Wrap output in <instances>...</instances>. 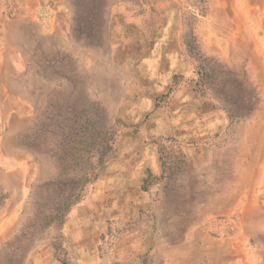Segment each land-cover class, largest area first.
Listing matches in <instances>:
<instances>
[{"label":"rangeland","instance_id":"rangeland-1","mask_svg":"<svg viewBox=\"0 0 264 264\" xmlns=\"http://www.w3.org/2000/svg\"><path fill=\"white\" fill-rule=\"evenodd\" d=\"M259 168L264 0H0V264H79L98 189L91 264H264Z\"/></svg>","mask_w":264,"mask_h":264},{"label":"crops","instance_id":"crops-1","mask_svg":"<svg viewBox=\"0 0 264 264\" xmlns=\"http://www.w3.org/2000/svg\"><path fill=\"white\" fill-rule=\"evenodd\" d=\"M20 4L28 8V0H20ZM184 116V111H176L175 121L178 123L176 124V129H188L185 125H183L184 119L182 117ZM193 116L196 117V115L192 113V117ZM146 166H152L154 171L157 169L155 163H153L151 166ZM12 180L13 176L10 173L0 172V181L2 184L10 187L13 184ZM100 195L105 197L107 194L105 190L98 189L97 191H90L85 199L78 203V205L72 209V211H70L68 221L64 224V231H67L69 238L78 242V244H82L81 242H83V245H79L77 254L79 264H91V260L93 261L94 252L91 249V246H88L87 243L91 244L92 238L96 233V224L99 223L98 218H101V213H103L101 212L99 214V212H96L95 210L94 212L92 211V208H94L96 205L94 201H96ZM113 208L114 206H111L105 211H113ZM195 234V231L192 233L190 232V235H188V242L195 241L197 244H199V240L203 237V233H199L200 236Z\"/></svg>","mask_w":264,"mask_h":264},{"label":"bare ground","instance_id":"bare-ground-1","mask_svg":"<svg viewBox=\"0 0 264 264\" xmlns=\"http://www.w3.org/2000/svg\"><path fill=\"white\" fill-rule=\"evenodd\" d=\"M251 175V177H250V179H251V181H256V182H260L259 184H261V185H263L264 186V172H263V170H261L260 168H259V170H256V171H254L253 172V174H250ZM259 184H257V185H259ZM253 186V185H252ZM253 188V187H252ZM252 195V194H251ZM250 195V196H251ZM249 196V197H250ZM249 214L250 215H252V217H255V213H250L249 212ZM241 216V215H240ZM214 242V241H213ZM215 243V242H214ZM236 245V244H235ZM215 246V245H214ZM228 246H230V245H228ZM228 246H226V247H228ZM214 248V247H213ZM221 248V247H220ZM227 250H228V248H227ZM228 252V251H227ZM234 252V251H233ZM233 252H231V253H233ZM229 253V252H228ZM235 253V252H234ZM219 255V254H218ZM213 256V255H212ZM217 256V255H216ZM210 257H211V255H210ZM214 258V257H213ZM212 258V259H213ZM224 258V257H223ZM218 259H219V257H218ZM221 260V259H220ZM227 262H228V260H227ZM230 262V261H229ZM234 262H235V260H234Z\"/></svg>","mask_w":264,"mask_h":264},{"label":"trees","instance_id":"trees-1","mask_svg":"<svg viewBox=\"0 0 264 264\" xmlns=\"http://www.w3.org/2000/svg\"><path fill=\"white\" fill-rule=\"evenodd\" d=\"M81 192H82V191H81ZM81 192L78 193V194H76L75 197L73 196L74 198H73V201H72V203L70 204V206L73 205L74 203L78 202V200L81 198ZM68 198H70V197H68Z\"/></svg>","mask_w":264,"mask_h":264}]
</instances>
